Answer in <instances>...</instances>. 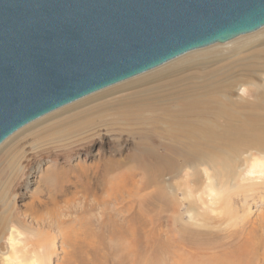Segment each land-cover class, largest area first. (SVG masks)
I'll return each instance as SVG.
<instances>
[{
	"label": "rangeland",
	"instance_id": "rangeland-1",
	"mask_svg": "<svg viewBox=\"0 0 264 264\" xmlns=\"http://www.w3.org/2000/svg\"><path fill=\"white\" fill-rule=\"evenodd\" d=\"M166 76L0 145V264H221L238 255V224L214 193L231 192L230 205L250 213L246 232L260 219L256 200L237 203L240 187L261 179L249 170L264 160V43ZM109 158L123 187L109 205L91 204L89 178ZM86 227L97 233L92 245L73 238Z\"/></svg>",
	"mask_w": 264,
	"mask_h": 264
},
{
	"label": "water",
	"instance_id": "water-1",
	"mask_svg": "<svg viewBox=\"0 0 264 264\" xmlns=\"http://www.w3.org/2000/svg\"><path fill=\"white\" fill-rule=\"evenodd\" d=\"M264 26V0H0V143L30 121Z\"/></svg>",
	"mask_w": 264,
	"mask_h": 264
},
{
	"label": "bare ground",
	"instance_id": "bare-ground-1",
	"mask_svg": "<svg viewBox=\"0 0 264 264\" xmlns=\"http://www.w3.org/2000/svg\"><path fill=\"white\" fill-rule=\"evenodd\" d=\"M261 43H264V26L257 29L254 32L239 35V36H237V37H235L229 41H226L224 43H216V44H213V45L205 47V48L189 51L183 55L176 57L175 59H172V60L164 63L161 66H158V67L152 69V70L146 71L142 74L131 77V78L126 79L124 81L115 83L113 85H110L108 87L100 89L99 91H96L94 93H91L89 95L81 97V98H79V99H77L71 103L63 105L62 107H60L58 109L52 110L49 113H47V114H45V115H43L37 119H34L33 121H30L26 125L20 127L19 128L20 130L17 129L16 131L19 130V132L15 131L16 134L14 132L11 135H9L5 140H3L0 143V145L2 143L7 144L9 141L14 139L15 137L26 133L28 130H31L32 128H34L35 126H37L40 123H43V122L51 120L55 117L61 116V115L65 114L67 112H70L76 108L92 104V102L97 101V100L102 99V98H105L107 96L113 95L114 93H117V92L119 93L120 91L140 86L141 84L144 85V83H147L149 81L156 80L155 82H158L157 79H160L161 77H164V76L169 75V74H173V72L178 71V70H182L185 67L188 68L190 65L200 63V62L204 61L205 59L210 58L212 56L218 55L219 53H221V51L223 49H225L226 51L230 50L231 52H233V51L245 49L247 47H251L254 45H259ZM121 139H123V138H121ZM199 158H197L195 156L194 159L189 161V164L192 166V168H194L192 163H194L195 160L198 161ZM8 159H9V157H8ZM110 159L111 158L104 160L101 163L103 165V167H102L103 173L101 172V169L99 170L100 173H99V171H93L92 172L93 179L89 178L91 181V184H89L90 185L89 189L92 191V194H93V198L91 200V201H93V203H91V204H94L95 202H103L105 205H109V203L112 200L118 199L117 196H115V194L119 191L120 188L123 187V184L119 181H115V179H112V177L110 176L111 173L113 172V166H112L113 160H110ZM136 159H139V158H136ZM20 165H22V163ZM141 165L142 166H140V167H143V169L145 171H148L150 169L149 166L145 163L141 164ZM18 169H17V171H18ZM31 171H32V169L30 166V170L28 172V175L31 174L30 173ZM249 171H251V173H254V172L258 173V177H260L261 179L260 180L258 179L259 181L258 182L256 181V183H253V185H245V186L240 187V189H242V192L245 191V193H247V194H244V193H243L244 195L241 194L242 197L239 199V203H237V205H239L241 203L240 208L244 207L246 205H249V203L251 201H253V199H254L257 201V204H259V206L261 207V211H260V213H258V215L260 216V219L258 220L257 223L255 222L252 224V226L248 232H246V229L250 225V219L249 218L251 217V216H249L250 213L247 212L249 210L248 207L246 208L247 210L245 209L247 213L239 214L237 206L234 207V206L230 205V198H231L230 193L231 192L228 193L227 195H224V196L220 195L222 197V199H220V197L218 196L219 195L218 192L214 193V199L215 200L218 199L217 201L221 204L222 212L224 213L225 219L229 218L230 221L232 222V226H233V224H235V225H236V223L238 224L239 235L242 236V240H243V242L241 241L242 245H240L241 247H240L238 255L233 256L232 258L231 257L224 258V261H222L221 264H264V160L263 159H255V164L253 165V168ZM106 177H108V178H106ZM253 190H258V192H257L258 195L253 194V196H252L251 195L252 193L248 194L247 191L252 192ZM76 191H78V189ZM249 196H252V198L250 197V199H249L248 198ZM219 199L221 201H219ZM250 204H252V203H250ZM255 205H256V203H255ZM112 209H113V207L110 208V210H112ZM236 209L238 212L236 211ZM219 222L223 223L221 221H219ZM200 225H203V224L199 223L198 226H200ZM104 226H105L104 223L98 222L99 230L103 231ZM108 233L111 237V240H110L111 243L117 242L116 241L117 237L115 234V226H114V223H112V222H109ZM73 234H75L73 238L75 239L76 242L84 240V241H89L91 245L96 241L94 239L97 238V236L94 237V234H97V233H95L94 231H92L90 228H87V227L84 231H80V229L79 230L76 229V232ZM83 235H85V236H83ZM216 262L211 263V264H217Z\"/></svg>",
	"mask_w": 264,
	"mask_h": 264
}]
</instances>
